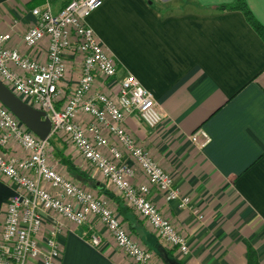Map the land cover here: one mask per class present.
I'll return each instance as SVG.
<instances>
[{
	"label": "crops",
	"instance_id": "0c3cea01",
	"mask_svg": "<svg viewBox=\"0 0 264 264\" xmlns=\"http://www.w3.org/2000/svg\"><path fill=\"white\" fill-rule=\"evenodd\" d=\"M235 2L104 0L87 18L119 67L115 78L98 82V89L117 92L120 81L132 73L154 92L165 115L155 128L136 113L127 116L125 125L203 210L199 220L156 187L151 190L153 201L187 239L189 253L161 243L152 227L99 172L88 171L79 152L58 135L51 136L52 159L83 183L62 160L69 158L99 187L83 184L119 197L112 199L113 207L131 234L154 252V264H248L249 246L258 264H264V40L242 11L218 9ZM246 2L264 25V0ZM47 3L58 12L66 0H0V29L10 35V46L40 60L47 58L48 40L30 48L23 37L37 20L32 9ZM66 58L69 92L80 78L81 65L71 54ZM78 119L87 124L92 117L80 113ZM198 128L212 138L204 148L190 140ZM8 153L24 155L16 142ZM145 181L140 173L136 182ZM14 194V185L0 176V224ZM94 234L101 238L98 246L90 241ZM61 240L60 264H132L96 216L82 225L68 223Z\"/></svg>",
	"mask_w": 264,
	"mask_h": 264
},
{
	"label": "built area",
	"instance_id": "2783aa9c",
	"mask_svg": "<svg viewBox=\"0 0 264 264\" xmlns=\"http://www.w3.org/2000/svg\"><path fill=\"white\" fill-rule=\"evenodd\" d=\"M103 1L66 0L58 12L49 3L32 9L37 20L24 34V42L35 48L47 39L45 60L31 58L10 46V35L0 29V80L25 102L45 111L52 123L50 136L43 139L0 100V176L15 187L0 224V264H60L61 237L68 223L82 225L91 216L107 226L132 264H154V252L131 234L112 199L53 162L54 135L73 146L88 171L99 172L106 185L152 227L167 247L182 254L190 251L185 236L153 201V187L199 220L204 218L200 206L176 185L173 174L125 125L127 116L133 113L153 128L164 122L154 92L132 73L120 81L117 92L98 89L99 81L115 78L119 70L115 57L87 22ZM66 54L77 57L81 65L80 78L69 92L65 84L69 66ZM80 113L90 115L92 120L82 123ZM190 140L204 148L212 138L204 128H198ZM12 142L22 147L24 155L8 153ZM140 173L146 178L143 183L136 182ZM90 241L95 246L101 244L96 234Z\"/></svg>",
	"mask_w": 264,
	"mask_h": 264
},
{
	"label": "water",
	"instance_id": "95a60500",
	"mask_svg": "<svg viewBox=\"0 0 264 264\" xmlns=\"http://www.w3.org/2000/svg\"><path fill=\"white\" fill-rule=\"evenodd\" d=\"M0 100L41 138L47 139L52 130V123L45 111L37 109L17 96L0 80ZM178 264V263H172Z\"/></svg>",
	"mask_w": 264,
	"mask_h": 264
},
{
	"label": "trees",
	"instance_id": "16d2710c",
	"mask_svg": "<svg viewBox=\"0 0 264 264\" xmlns=\"http://www.w3.org/2000/svg\"><path fill=\"white\" fill-rule=\"evenodd\" d=\"M218 9L242 11L243 14L245 15L247 21L251 24V26L257 31V33L264 40V25L255 17L252 10L248 6L246 0H236V2L232 5H227V6L222 5V6L218 7ZM62 160L68 166L71 173L75 177L82 180L83 183H85V184L88 183L89 185L97 187V188L99 187V186H97V184H98L97 181L90 178L88 174H86L84 171H82L79 167L75 166V164H73V162L69 158L62 156ZM100 191L105 193L111 199H114V200L119 199V197H117L114 193H112L111 191H109L107 189L103 188ZM248 264H258L257 253L254 250V248L251 246H249V249H248Z\"/></svg>",
	"mask_w": 264,
	"mask_h": 264
}]
</instances>
